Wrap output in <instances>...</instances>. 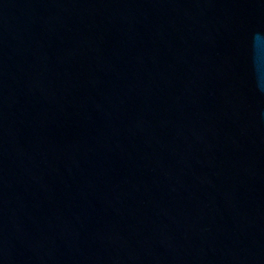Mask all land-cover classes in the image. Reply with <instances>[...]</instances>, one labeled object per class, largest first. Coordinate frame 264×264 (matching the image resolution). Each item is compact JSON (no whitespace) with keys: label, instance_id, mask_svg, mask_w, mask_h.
<instances>
[{"label":"water","instance_id":"1","mask_svg":"<svg viewBox=\"0 0 264 264\" xmlns=\"http://www.w3.org/2000/svg\"><path fill=\"white\" fill-rule=\"evenodd\" d=\"M0 264H264V0H0Z\"/></svg>","mask_w":264,"mask_h":264}]
</instances>
